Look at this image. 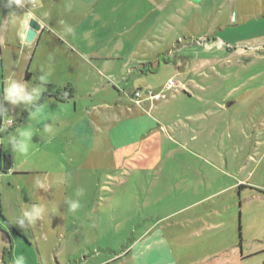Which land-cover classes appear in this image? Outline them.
Listing matches in <instances>:
<instances>
[{"label": "crops", "instance_id": "crops-1", "mask_svg": "<svg viewBox=\"0 0 264 264\" xmlns=\"http://www.w3.org/2000/svg\"><path fill=\"white\" fill-rule=\"evenodd\" d=\"M29 1L27 9L12 4L0 17V128L5 129L0 132V161L7 156L11 164L8 173L1 171L0 174V264H13L16 255H23L25 264H79L84 246L67 237L70 229L68 192L62 185L68 179V170L63 164L86 160V164L97 165L101 150L98 135L104 132L108 134L104 147L140 146L142 156L130 154L127 162H139L134 168L141 174L148 169L161 168L164 160L148 156L147 151L161 144L155 143L153 138H160L165 132L163 122L167 119L165 112L159 117L150 113L161 101L138 106L131 100L136 107L130 106L128 117L119 121L117 106L104 102L101 106L107 115L101 122L102 114L97 111L100 107L93 100L99 91L92 93L91 105L82 108L79 102L82 104L79 108L77 93L82 84L99 81L100 77L117 83L131 77L142 82L144 89L161 92L173 77L160 85L152 80L154 72L164 61H174L179 69L175 75L183 77L185 82L175 81L178 88L170 92L167 99L175 94L173 102L193 99L195 94L186 83L194 80L187 77L203 73L208 66L224 60L214 56L181 58L180 48L175 51L172 46L143 49L133 58L129 48L124 57L126 62L120 66L123 71L116 72L121 76L118 81L113 72L101 73V69L116 68V60L121 59L113 47L104 43L112 38L130 37L138 28L140 36L154 37L166 23L169 30L177 29L180 33L183 17L184 35L204 37L201 46L206 54L214 48L223 51L226 42L261 48L264 46V0ZM32 3L37 7L33 8ZM31 19H36L42 27L33 42H28ZM27 74H30L28 78ZM9 80H14L18 86L27 85L28 94L42 87L36 104L48 85L57 88L72 85L75 95L64 102L48 98L37 106L24 101L13 104L5 97ZM173 102L162 106L167 108ZM38 106L43 111L33 119L32 112ZM186 117L191 119V115ZM30 125L33 129L30 147L26 154H19L16 131ZM13 136L16 138L12 139ZM260 160L253 173L259 169ZM221 175L230 177L228 173ZM108 177L113 178L112 174ZM172 179L175 192L166 190L161 196L159 190L157 195V205L166 204L164 213L134 240L132 248L126 247L115 257H130L133 264H244L241 224L236 221V214L227 215V193L251 189L264 194L261 187L256 185L259 187L256 189L250 180L221 184L217 175L195 177L183 173ZM34 205L42 207L43 212L30 223L23 213Z\"/></svg>", "mask_w": 264, "mask_h": 264}, {"label": "rangeland", "instance_id": "rangeland-1", "mask_svg": "<svg viewBox=\"0 0 264 264\" xmlns=\"http://www.w3.org/2000/svg\"><path fill=\"white\" fill-rule=\"evenodd\" d=\"M211 19L214 20L213 15ZM182 21L180 33L177 29L169 30L166 23L154 37L140 36L138 28L130 37L112 38L104 43L113 47L121 59L116 60V68L101 69V73L110 75L113 72L118 81L121 76L116 72L123 71L120 66L126 62L124 57L129 48L133 58L143 49H167L172 46L175 51L180 48L181 58L188 55L197 58L214 56L224 60L208 66L203 73H192L187 77L194 80L186 83L190 86L189 91L195 94L193 99L183 97V100L173 102L175 94L155 104L150 112L153 117H159L162 112L167 115L163 122L165 132L160 138H153L155 143L161 144L157 149L147 151L148 156L164 160L162 171L161 168L148 169L141 174L134 168L139 162H127L130 154H134L133 157L142 156L140 146L133 145L127 149L104 147L103 142L108 139V134L104 132L98 135L101 150L97 165L86 164V160L63 164L68 170V179L62 185L68 192L67 219L70 229L67 237L84 246L79 264H133L130 257L119 259L115 255L126 247L132 248L134 240L164 213L166 204L157 205L158 191L161 196L166 190L174 193V175H217L221 184L226 181V185L250 180L253 187L259 189L256 187L259 185L264 192V46L256 48L226 42L223 51L214 48L206 54V49L201 46L204 37L184 35ZM178 33L180 36H177ZM231 54H234L233 57L225 58ZM177 67L174 61H164L162 67L154 72L153 82L162 85L170 77L177 83L185 82L183 77L175 75L179 72ZM127 78L119 84L103 77L99 81L96 79L82 84L77 93L79 108L82 104V108L91 105L92 93L99 91L93 100L100 107L97 111L102 114L101 122L107 115L101 106L104 102L117 106V121L128 117L127 109L136 107L131 95L143 88V83ZM179 92L184 93L183 90ZM204 95L206 97H201ZM169 102H173L171 106H162ZM138 110L141 112L140 108ZM187 114L191 115L190 120ZM154 133L157 135V132ZM259 159L260 167L253 173ZM221 173H228L230 177L226 178ZM250 173L253 176L250 177ZM109 174H112V180H109ZM165 176L167 180H164ZM227 197V215L236 214V221L241 224V250L246 257L244 264H264V194L251 189H236L227 193ZM74 200L81 205L76 212L70 210L69 202Z\"/></svg>", "mask_w": 264, "mask_h": 264}, {"label": "clouds", "instance_id": "clouds-1", "mask_svg": "<svg viewBox=\"0 0 264 264\" xmlns=\"http://www.w3.org/2000/svg\"><path fill=\"white\" fill-rule=\"evenodd\" d=\"M23 0H8V6L10 7L13 3L20 7L22 6ZM68 31H71V29H68ZM44 79V78H42ZM27 85L18 86L14 80H9L7 83V86L5 88V97L7 100L12 102L13 104L19 103L21 101L28 102L29 104L36 105V101L40 99V95L43 91L42 87H37L32 90L31 94L26 93ZM43 109L42 107L38 106L36 107V110L32 112L33 119L38 118ZM5 131V129L0 128V132ZM19 135V145L16 148V152L19 154H26L28 152V149L30 147V140L33 134V129L31 125L27 128H20L16 131ZM16 137H12V139H15ZM2 142V141H0ZM8 142V141H7ZM80 195H83L82 192L79 193ZM70 210L72 212H76L80 207V202L78 200L70 201ZM43 212L42 207L40 206H32L30 210L25 211L23 213L24 217H27L29 222L32 223L38 218L41 217ZM21 224H23V220L20 221ZM13 264H25V257L23 255H16L13 257Z\"/></svg>", "mask_w": 264, "mask_h": 264}, {"label": "built area", "instance_id": "built-area-1", "mask_svg": "<svg viewBox=\"0 0 264 264\" xmlns=\"http://www.w3.org/2000/svg\"><path fill=\"white\" fill-rule=\"evenodd\" d=\"M29 2H30L29 0H23L22 6H20L19 8L27 9L29 6ZM32 7L33 8L37 7V4L32 3ZM177 88H178L177 83L174 80H170L168 81L166 89L161 92H155L153 90L138 89L131 96H132L133 102L136 105L142 106L146 103L153 104V103L167 99L168 94ZM1 171L2 170L0 169V174H1Z\"/></svg>", "mask_w": 264, "mask_h": 264}, {"label": "trees", "instance_id": "trees-1", "mask_svg": "<svg viewBox=\"0 0 264 264\" xmlns=\"http://www.w3.org/2000/svg\"><path fill=\"white\" fill-rule=\"evenodd\" d=\"M11 6H8V0H0V17L7 13ZM29 75L30 74H27V78ZM74 95L75 90L72 85L66 86L65 88H57L56 86L48 85L41 100L35 106L39 105L48 98H56L57 100L64 102L74 98Z\"/></svg>", "mask_w": 264, "mask_h": 264}, {"label": "water", "instance_id": "water-1", "mask_svg": "<svg viewBox=\"0 0 264 264\" xmlns=\"http://www.w3.org/2000/svg\"><path fill=\"white\" fill-rule=\"evenodd\" d=\"M41 24L36 19H31L29 22V29L27 32L26 40L28 42H33L36 37L37 32L41 30ZM0 169L4 173H8L11 170L10 158L3 157L0 161ZM3 264V263H1Z\"/></svg>", "mask_w": 264, "mask_h": 264}]
</instances>
